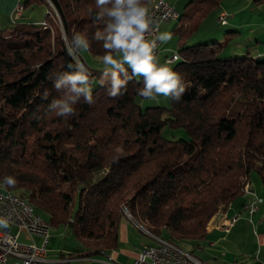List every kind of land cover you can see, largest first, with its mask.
<instances>
[{"label": "trees", "instance_id": "1", "mask_svg": "<svg viewBox=\"0 0 264 264\" xmlns=\"http://www.w3.org/2000/svg\"><path fill=\"white\" fill-rule=\"evenodd\" d=\"M48 1L46 25L0 28V190L26 200L50 227L67 228L81 245L73 256L116 250L122 207L150 235L179 247L205 238L251 172L264 189V57L226 56L218 40L185 43L222 0H188L179 12L172 69L191 82L179 101L142 107V77L110 97L99 84L105 69L88 68L94 103L81 101L67 120L48 111L62 95L55 80L76 70L52 8L64 36L87 34L93 57L105 54L93 39L104 23L95 20V0ZM164 127L184 129L188 140L164 139ZM5 176L17 184L5 185Z\"/></svg>", "mask_w": 264, "mask_h": 264}, {"label": "clouds", "instance_id": "2", "mask_svg": "<svg viewBox=\"0 0 264 264\" xmlns=\"http://www.w3.org/2000/svg\"><path fill=\"white\" fill-rule=\"evenodd\" d=\"M95 4L98 9L95 20L103 22L104 27L95 32L93 39L103 42L105 54L101 59L106 68L99 84L106 87L107 95L122 96L130 82L142 77V87L137 89L140 97L155 100L163 96L179 101L191 82L185 84L184 76L169 66L171 61L159 62L156 50L159 44L170 41L172 34L159 31V22L149 14L144 0H95ZM152 31L157 35L149 39ZM64 38L68 54L75 60L69 67L74 66L76 70L62 73L55 80L54 88L62 95L52 100L48 111L67 120L76 115V106L81 101L89 105L94 103L92 84L95 77L78 57L81 50L90 46L87 34L77 33L71 39L65 35ZM3 183L14 187L17 180L5 176ZM0 227H8L6 218L0 217Z\"/></svg>", "mask_w": 264, "mask_h": 264}, {"label": "crops", "instance_id": "3", "mask_svg": "<svg viewBox=\"0 0 264 264\" xmlns=\"http://www.w3.org/2000/svg\"><path fill=\"white\" fill-rule=\"evenodd\" d=\"M26 1L27 0H0V28H6L8 26L17 25L15 23L17 22L18 19L22 18ZM168 1L175 6L178 12H182L186 3L188 2V0H168ZM18 4H21L23 10H22V16L17 19L13 16V10ZM43 8L44 11L42 14H44L46 18L47 14L49 13V7L46 5V7ZM219 11L220 9L218 7L215 13L210 14L201 23L199 30L194 33V35L199 34L198 36H196L197 38L202 36L205 38L213 35V33L216 31V29L219 26L218 23L219 15H217L221 13ZM233 17L234 16H229L227 19V24L225 26H222L223 28H221V30L222 29L225 30L223 35H231V37H234L236 40H238L240 44L250 42V40L252 39V35H254L255 45L260 44L261 46L260 47L254 46L251 50L247 51V54L249 53V55L252 58L264 57V44H262L263 43L262 40L264 39V18L260 20V22L256 21V22H252L253 24L251 23L248 24V32L245 36H242L241 31L243 28H240L241 26L229 20V18L233 19ZM45 18L41 20L40 19L30 20V18H28V20L30 21L28 24L43 23ZM161 27L162 28H160V32H169L172 34V39L166 43H161L160 46L161 53L158 58H159V62L161 64H164L166 63L165 61L167 57L171 56L173 53H177L178 48L180 46L179 43L177 42V36L175 33V30L178 27V20L170 21L162 25ZM192 38L193 37H190L188 40L185 41V43L189 44ZM241 50L238 51L234 50L233 52H229L228 55L231 54L237 55L238 52ZM251 51H253L254 53H251ZM176 63L177 62L170 63L169 66L173 68L176 65ZM158 98L159 97H157V99ZM137 103L141 105V103H139L138 100ZM248 183H249L250 191L253 193L255 198L262 200V202L260 203L261 205L258 207V210L252 215L253 218L255 215H257L256 221L253 220L252 216L250 217L248 216L249 217L248 221L250 223L245 221L238 224L239 217L241 216L242 213L245 212L243 210V206L247 203L249 199L252 198L250 195L242 192V194L238 196L230 204L227 210H225L222 213L221 217L216 215L213 217V219L210 222L211 223L210 225L212 224L218 225L221 222H223V218L225 215L227 218L238 215V220L236 221V223L234 224V226L232 227V229L228 234H224L222 233V231L213 229V227H211L207 229L205 238L203 240L183 241L180 243L181 246L182 244L185 245V248L188 252L181 248L180 249L186 253H190L194 255L201 261L208 262L209 264H262V259L264 255V228L261 227L264 224V213H262L264 208L263 207L264 200L259 195V193H257V187L261 190V192H264V189L262 191L263 188L261 186L262 184L260 185L258 183L254 184V188H253V182L250 181V178ZM136 224H138L136 220L132 221L131 219H128L126 216H124V219L122 220L118 228V247L116 250L112 251L107 258H86V257L81 258V257L73 256L72 253H74L78 248L81 247V245H79V243L77 242L74 244V246H72L73 247L72 250L69 251L59 250L57 252V250L60 248L56 246L57 245L55 241L56 239L51 237H49V243L47 248L48 257L54 261L60 259H68L69 262L67 264H91L94 263L92 259H99V261H96L98 264H105V262L110 259L120 264H131L132 261L135 259L138 251L141 250V248L142 249L148 248V246H152L155 243H158L160 239L158 237L150 235L148 231L145 232V230H143L144 229L143 227H140L143 231L140 230L138 228L139 226ZM134 229L146 233L148 238L150 239V242L146 243L144 248L138 247L135 244L134 240L136 241L137 239L134 233ZM250 235L254 236L255 243H254V238H251L250 239L251 242L247 244L248 241L247 237ZM24 239L27 240L25 236ZM32 239L34 241H38V238L33 237ZM70 254L71 256H69Z\"/></svg>", "mask_w": 264, "mask_h": 264}, {"label": "built area", "instance_id": "4", "mask_svg": "<svg viewBox=\"0 0 264 264\" xmlns=\"http://www.w3.org/2000/svg\"><path fill=\"white\" fill-rule=\"evenodd\" d=\"M149 14L159 22V31L162 25L170 22L177 21L179 19V12L175 6L168 0H157L154 6L149 9ZM13 16H22L20 4H18L13 10ZM227 13L224 12L222 16L218 18V23L223 26L227 24ZM41 25H46L43 22ZM154 31L148 34V38H155ZM161 44H159L156 50L157 56L161 53ZM179 59L177 53H173L167 57L166 63L171 61L174 63ZM242 192L250 195L252 198L247 201L243 206V210L247 212L249 216H252L258 210V204L262 202L261 199L255 198L250 191L249 183L243 185ZM125 214V208L123 209ZM0 217L8 220V227H0V264H67L68 259L51 260L48 257V243L50 233L44 230V223L39 220H31L30 215L25 214L19 210V205L12 204V199H3L0 195ZM238 215L227 218L226 215L223 218V222L220 226L213 229L222 231L224 234H228L236 221ZM14 229V231H12ZM25 238L26 241H23ZM38 238V241H34L32 238ZM105 264H120L114 260H107ZM131 264H207L200 261L194 255L188 253L183 256H174L170 252L161 248L160 243H155L152 246H148V249H141L138 251L135 259ZM264 264V255L262 259Z\"/></svg>", "mask_w": 264, "mask_h": 264}, {"label": "rangeland", "instance_id": "5", "mask_svg": "<svg viewBox=\"0 0 264 264\" xmlns=\"http://www.w3.org/2000/svg\"><path fill=\"white\" fill-rule=\"evenodd\" d=\"M45 1L48 2V4H49L48 0H45ZM222 1L220 2L219 6H218L220 9L219 12H226L228 17L234 16L233 19L229 18V20L236 23L237 25L241 26L240 28H243L241 31L242 36H245L247 34L248 24H250V23L253 24L252 22H256V21L260 22V20H262L264 18V3L254 4V2L252 0H250V1L249 0H234V1L233 0H222ZM46 2H43L41 0H34L30 4L26 5L24 10L22 7L21 11L23 10V16H22V18H20L21 16L15 17L17 19L20 18L17 20V22L15 24L26 25L30 22L28 20V18H30V20L44 19L45 16L42 13L44 11L43 7H46V5H47ZM151 2H152V0H151ZM150 6H151V3L148 6V8ZM50 7L52 8V6H50ZM217 9H215L212 13H215L217 11ZM49 10H50V8H49ZM52 14H53V18H52L53 23H54V25L56 24V26L59 27L60 31L62 32L61 38H62V40H65V38H64L65 36H64L63 30L61 28L62 26H61L60 20L57 16L56 12L53 10V8H52ZM220 14H217V15H220ZM252 14H253V16H252ZM214 15H216V14H214ZM218 18H219V16H218ZM38 24H42V23H37V25ZM16 26L15 25L14 26H8V27L2 28V29L5 31H10L12 28H14ZM199 28H198V30H199ZM221 28H223V27L220 26V24H219L218 28L213 33V35H211V36L208 35L209 37H205V38L203 36L197 38L196 36H198L199 34H195V35L193 34L191 36L193 38L190 40L189 44H193L195 42H198V40H218V42H220V43H226V45H227L226 51H225L226 56H244L247 54V51L251 50L254 46H256V47L261 46L260 44L255 45L254 35H252V39L250 40V42L240 44V42L238 40H236L234 37H231V35H223L225 30L224 29L221 30ZM262 41H263L262 44H264V39ZM234 50H237V51L241 50V51H239L237 55H235V54L228 55L229 52H233ZM251 53H254V52L251 51ZM222 56H224V55L222 54ZM78 57L88 68H92L95 70H104L106 68V66L103 64L101 58L93 57L92 55H90L88 53L87 50H81L78 53ZM138 102L141 103V105H143L142 107L159 106V107L168 108L170 106L169 98L162 97V96H159V98L155 99V101L144 98V99H138ZM161 136L164 139L170 140V141H175V140H179V139L188 140L187 133L184 129H169V128L164 127L161 130ZM249 178H250V181L253 182V188H254V184H256V183L261 185V182H260L258 176L254 172L250 173ZM262 191H263V188H262ZM257 193H259V195L264 200V192H261V190L258 187H257ZM260 205L261 204H258V207ZM263 207H264V205H263ZM124 208L125 207H122V210ZM223 212L219 211L217 216L221 217ZM262 213H264V208H263ZM125 216L128 218L127 215H125ZM248 216L249 215L247 214V212L242 213L241 216L239 217L238 224L245 222V221L249 222L248 218L250 216L249 217ZM252 218H253V216H252ZM256 219H257V215L254 216L253 220L256 221ZM134 220H136V222L138 223L136 225L139 226L138 228L140 230H142L140 227H143L144 229L148 230V225L141 218H135ZM2 228H5V227H2ZM261 228H264V224ZM146 230H145V232H146ZM12 231H14V229H12ZM142 231L134 229V233H135V236L137 239L136 241L134 240V242L138 247L144 248L146 243L150 242V239L148 238L147 234L142 232ZM49 233H50L51 238L56 239L55 240L56 244H57L56 246L60 248V249L57 248L58 249L57 252L59 250H66V251L72 250V248H73L72 246H74V244L77 242L75 240V238L73 237L72 233L69 230H67V228H64L63 226H59L58 228L50 227ZM251 238H254V236L250 235L247 237V240H248L247 244H249L251 242V240H250ZM23 241H26V240L23 239ZM77 243H79V242H77ZM254 243H255V238H254ZM79 245H80V243H79ZM178 246H179V244H178ZM179 247L181 249L187 251L185 248V245L182 244V246H181V244H180ZM92 261L94 263H91V264H98L96 261H99V259H92ZM202 262L209 264L206 261H202Z\"/></svg>", "mask_w": 264, "mask_h": 264}, {"label": "bare ground", "instance_id": "6", "mask_svg": "<svg viewBox=\"0 0 264 264\" xmlns=\"http://www.w3.org/2000/svg\"><path fill=\"white\" fill-rule=\"evenodd\" d=\"M156 1L157 0H152L151 6L149 7V9H151L154 6ZM20 9H22L21 4H20ZM223 14H224V12L221 14V16ZM0 195L3 197V199H12V204L19 205V210L21 212H24L25 214L30 215L31 220H39L41 223H44V230L47 232L50 231L49 224L39 214H37L35 212L34 208L26 200L17 196L16 194L5 192L3 190H0ZM125 214L128 216L129 219L134 221L133 218L131 217V215L128 213V211H126V208H125ZM221 223L218 225H213V224L210 225L211 224L210 223L209 226L215 228V227L220 226ZM143 230H145V229H143ZM158 243H160V240ZM161 248L170 252L174 256H183L184 254H188V253L184 252L183 250H181L179 247H176L173 244L162 241V238H161ZM145 249H148V248H145Z\"/></svg>", "mask_w": 264, "mask_h": 264}]
</instances>
